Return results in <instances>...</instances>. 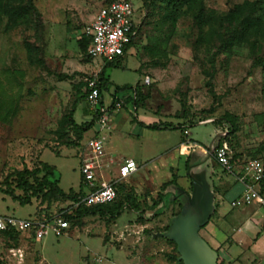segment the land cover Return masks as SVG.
<instances>
[{
	"label": "rangeland",
	"instance_id": "1",
	"mask_svg": "<svg viewBox=\"0 0 264 264\" xmlns=\"http://www.w3.org/2000/svg\"><path fill=\"white\" fill-rule=\"evenodd\" d=\"M0 1L28 9L23 18L10 24L0 14V215H65L76 205L73 201L48 206L34 200L20 205L4 190L21 194L13 181L15 172L34 168L39 160L56 166L65 191L81 189L80 147L98 131V121L82 138L72 124L62 129L60 125L73 113L75 84L105 66L99 59L93 64L87 58L83 31L112 0ZM131 1L139 8L141 31L125 56L104 68L111 83L104 91L106 100L116 85L139 89L138 111L129 103L122 113L124 135L114 134L110 112L104 131L108 143L113 135L116 157L131 153L143 163L120 198L126 199V207L117 218L97 214L71 220L69 233L61 237L51 234L35 241L26 235L14 239L0 233V264H176L166 225L182 204L179 191L190 189L186 156L175 149L183 133L175 128L178 123L194 122L188 127L191 135L209 146L216 120L226 112L233 113L238 131L227 142L234 161L264 162L263 49L254 65L247 47L229 52L217 50L218 43L214 47L198 44L199 27L189 7L183 8L173 24L164 20L168 12L164 0ZM244 1L204 0L206 8L219 16H226ZM213 54L214 65L209 61ZM65 75L68 77L63 79ZM130 95L132 90L119 93ZM124 103L126 100L119 110ZM84 109L79 106L73 113L77 123L92 119L90 113L84 117ZM89 109L94 112L91 106ZM137 114L141 119H162L167 127L157 133L135 132L134 124L126 120ZM132 132L140 137H130V143L127 134ZM221 137L217 135L214 146ZM83 191L87 189L83 187ZM135 205L139 209L132 208ZM193 214L199 219L198 213Z\"/></svg>",
	"mask_w": 264,
	"mask_h": 264
},
{
	"label": "trees",
	"instance_id": "2",
	"mask_svg": "<svg viewBox=\"0 0 264 264\" xmlns=\"http://www.w3.org/2000/svg\"><path fill=\"white\" fill-rule=\"evenodd\" d=\"M114 1V0H112ZM110 1L109 3H111ZM167 3L168 12L164 16L166 22L171 21L173 24L176 23L178 15H180L185 6L189 7L195 12V21L199 27V36L197 38L198 44H205L208 47H214L217 44V50H225L232 52L235 47H247L250 52V56L254 60V65L258 63V52L263 49L264 53V0H246L243 3L234 7L226 16H219L214 9H207L204 0H164ZM108 3V4H109ZM107 5V4H106ZM138 8V7H137ZM139 9V8H138ZM3 13L8 17L9 24L15 21L16 18H23L27 13V7H11L7 4H3L0 1V14ZM143 20H141L135 29H137V36L127 45L125 54L133 47L136 43V39L141 31ZM84 36V50L89 61L92 58L88 55V48L91 43V38L83 33ZM215 44V45H214ZM30 53L29 59H31V49H28ZM124 54V56H125ZM124 56L115 59L119 61ZM216 54L210 58V63L215 64ZM108 61L99 73V86H100V99L102 105H104L103 93L108 89L111 84L105 76L104 68L107 63L114 62ZM264 68V66H263ZM207 75V74H206ZM67 78L68 75L62 76L63 79ZM75 100L73 102V113L76 112L79 106L88 109L86 105V99L88 95V87L86 77L75 84ZM125 90H132V95L124 97L126 103H132L135 107V111L139 108V89L137 86L125 84L122 86L116 85L115 92L113 93V103L110 107V111L115 110V104L121 99L119 93ZM73 113L68 114L62 120L60 128H64L65 125L72 124V128L77 130V134L82 138V135L88 132L94 127L100 116L99 112L92 113V119L89 122L77 123L73 118ZM136 121L137 117H134ZM237 117L233 113L226 112L224 116L216 120L215 127L216 131L227 132V135L222 136L218 145L222 146L227 143L230 137L237 133L238 126L236 124ZM140 125L146 126L150 129H158L160 125L148 124L146 125L142 121H138ZM197 124V123H196ZM187 125V124H186ZM185 125V126H186ZM189 126L194 125V122L188 124ZM164 127L165 124H163ZM182 124H178L177 127L184 128ZM187 126V128L189 127ZM61 129L60 132H61ZM186 128H184L185 130ZM184 132V131H183ZM85 143L80 147V152L84 150ZM215 158V156H214ZM216 160V158H215ZM231 162L234 161V155L231 156ZM14 182L16 189L20 190L21 194H16L15 191L4 190L7 195H10L13 200L18 202L20 205L32 204L34 200H38L41 205L47 204L50 206L54 202H65L67 200L73 201L74 204L80 202L81 197L85 194L83 191L84 183L81 178V189L79 191H65L60 186V177L56 166L51 165L43 160H39V163L34 168L25 167L22 170H18L14 174ZM167 185V184H166ZM118 197L111 204L104 205H85L80 203L75 205L71 211L67 210V213L63 217L68 220L69 224L71 220H81L88 216L108 215L112 217H120L123 213L126 204L125 200H120L122 194L124 195L127 189V183L122 182L116 185ZM262 190L264 189V179L261 183ZM129 194L127 193V196ZM182 206V204H181ZM134 209H139L137 205L133 206ZM116 212V213H115ZM177 211L174 215H177ZM42 213V212H41ZM44 213L35 215V217H41ZM46 215H48L46 213ZM173 215V216H174ZM170 223L166 225V229H169ZM1 234L8 235L14 239L19 238L20 235H24L18 231H0ZM168 239V238H167ZM169 240V239H168ZM174 244L176 256H173L176 264H183L178 261V250L177 244L170 240ZM179 262V263H178ZM223 264V263H219Z\"/></svg>",
	"mask_w": 264,
	"mask_h": 264
},
{
	"label": "built area",
	"instance_id": "3",
	"mask_svg": "<svg viewBox=\"0 0 264 264\" xmlns=\"http://www.w3.org/2000/svg\"><path fill=\"white\" fill-rule=\"evenodd\" d=\"M138 8L131 0H114L104 5L95 15L93 22L85 28L84 34L91 38L88 55L92 60L99 59L103 65L124 56L127 45L137 36ZM102 69H100L101 71ZM96 71L86 77L88 95L86 102L94 112H99L98 134L85 142L81 151V175L87 192L80 202L85 205H104L113 203L117 197L116 185L125 182L139 165L133 158H115L106 150L105 130L108 127V114L111 106L102 105L100 99L99 73ZM149 78L146 83H149ZM120 100L115 110L121 108ZM189 134V129L184 130ZM227 135L223 132L222 136ZM213 155L227 172L234 171L231 162V149L227 143L217 145ZM239 179L245 183L242 195L233 200L231 205L239 207L251 204L261 198V183L264 179V162L261 159H250L242 165ZM70 224L62 214L41 217L22 218L15 215H0V231H18L29 238L40 241L53 234L61 237L69 233Z\"/></svg>",
	"mask_w": 264,
	"mask_h": 264
},
{
	"label": "crops",
	"instance_id": "4",
	"mask_svg": "<svg viewBox=\"0 0 264 264\" xmlns=\"http://www.w3.org/2000/svg\"><path fill=\"white\" fill-rule=\"evenodd\" d=\"M91 62L94 64V60ZM100 63L102 62L100 61ZM103 96L104 104L106 106H111L113 103V97L110 96L109 100H106L104 93ZM124 97L125 96H120V99L123 100ZM128 104H125L123 110L116 109L110 111V115L112 114L110 121L113 125V132L115 135H119L120 133L124 135L123 132L125 131H123L121 127L124 119L122 113L124 109L127 108ZM86 105L88 109L83 110L85 118H87L86 116L88 113H90L91 116L93 113L89 109L87 103ZM135 117H137L138 121H142L146 125H160L158 129H150L146 126L140 125L134 118L131 120L127 119L126 123L130 122L134 124L135 132L138 130L140 133L146 132L147 134H150L157 133L160 129H166L163 126L165 122L162 119H141L138 114ZM160 121L163 123H160ZM199 123L206 124L208 122L200 121ZM178 124L175 128H179L177 127ZM182 126L185 125L182 124ZM187 126L189 125L187 124ZM184 128L179 129L184 131ZM213 132L214 138L209 146H206L200 139L194 138L191 135L192 133L190 130L187 135L184 134V132L182 133V137L175 149L177 152L178 150L181 151V153L186 156V164L190 178V189L187 191H179L178 197L181 198L182 206L179 205V209L177 210L179 211L178 214L175 215V217L171 216L168 224L170 223L171 226V223L174 220L173 218H176L181 214L188 198H191L194 201L198 199V194L202 192L201 186L204 184L206 189L203 193L200 205L201 207L204 206V209L211 207V215L208 222L201 228L199 232L200 237L205 240L213 250L218 252L219 259L224 264H264V189H260L261 198L255 200L251 204L239 207H233L231 205V202L239 198L245 189V183L239 179L243 164L242 162H234V171L227 172L223 166L215 160L213 154L210 156L212 149L216 146H214L213 143L215 142L217 135H223V132L220 133V131H216L214 127ZM95 134H97L96 130L91 137ZM135 134L136 133L134 132H132V134H127L130 143L133 141L130 137H140L139 134ZM112 136L111 142H107L108 144L106 143L108 154L118 159H134L131 153L130 155L126 154L116 157L118 155L112 148ZM134 160L136 161V159ZM148 161L149 160H146L145 163ZM136 162L139 166L140 164L143 165L142 161ZM138 172L139 169L125 182L129 183L130 180L137 176Z\"/></svg>",
	"mask_w": 264,
	"mask_h": 264
},
{
	"label": "water",
	"instance_id": "5",
	"mask_svg": "<svg viewBox=\"0 0 264 264\" xmlns=\"http://www.w3.org/2000/svg\"><path fill=\"white\" fill-rule=\"evenodd\" d=\"M201 188L202 192L198 194V199L195 201L191 198L187 199L181 214L172 221L167 235L177 244L180 253L179 260H182L184 264H219L218 252L213 250L199 235L201 228L208 222L211 215L210 206L204 209V206L200 205L206 187L203 184ZM193 212L199 214V219L194 216Z\"/></svg>",
	"mask_w": 264,
	"mask_h": 264
}]
</instances>
